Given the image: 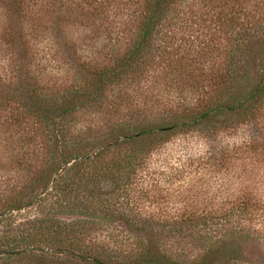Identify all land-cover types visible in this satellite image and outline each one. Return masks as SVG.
<instances>
[{
	"label": "trees",
	"instance_id": "1",
	"mask_svg": "<svg viewBox=\"0 0 264 264\" xmlns=\"http://www.w3.org/2000/svg\"><path fill=\"white\" fill-rule=\"evenodd\" d=\"M141 1L139 35L115 66L89 74L81 87L62 94L44 93L35 82L19 89V116L40 124L45 145L27 184L0 199V264H241L248 243L257 241L248 237L247 223L264 210V198L243 183L231 190L224 174L231 154L225 148L206 151L201 164L204 174L219 183L218 191L229 190L217 198V211L198 213L192 197L180 200L184 207L172 214L144 208L153 199L165 201L167 195L156 196L152 188L151 156L176 134L205 133L213 140L234 124L247 125L259 133L242 146L253 151L251 157L264 158V131L258 127L264 110V27L254 35L238 22L232 0ZM189 1L205 7L206 16L210 9L228 41L224 69L202 108L190 113L169 108L157 117L138 112L103 129L72 134L77 113L104 111L107 96L116 88L138 85L155 57L169 58L172 67L166 75L182 79L180 59H171L165 40H157L168 37L169 23L184 10L195 13V2ZM234 2L243 6L245 1ZM254 51L260 62L249 67ZM0 98L10 102L8 95ZM37 155L27 154L30 159ZM173 235L195 243L198 255L189 262L175 258L166 249Z\"/></svg>",
	"mask_w": 264,
	"mask_h": 264
},
{
	"label": "rangeland",
	"instance_id": "2",
	"mask_svg": "<svg viewBox=\"0 0 264 264\" xmlns=\"http://www.w3.org/2000/svg\"><path fill=\"white\" fill-rule=\"evenodd\" d=\"M14 1L19 0H0V97L10 98V102L0 98V199L27 184L45 145L40 124L19 116L15 100L19 98V89L35 82L44 93L61 90L62 94L68 88L81 87L89 74L115 66L139 35L138 17L142 10L141 0H22L21 4ZM233 1L238 22L252 28L254 35L259 34L264 27V0H244L243 6ZM189 2H195L196 14L184 10V15L169 23L168 37L157 40H165L164 49L173 56L171 59H180L182 79L176 81L166 75L172 67L169 58L155 57L153 67L138 85L135 82L116 88L120 95L126 94L125 98L120 99L115 91L107 96L104 111L83 109L77 113L70 128L72 134H86L88 128L94 127L103 129L138 112L157 117L169 108L186 113L202 108L214 93L213 85L224 69L228 41L218 21L210 17V9L206 16L205 7L201 9L196 1ZM256 52L248 59L249 67L260 62L255 58ZM258 127L264 131V110ZM254 129L234 124L213 140L205 133L174 135L160 152L151 156L154 194L167 196L165 201L153 199L144 210L172 214L184 207L180 200L192 197L198 213L217 211L213 205L229 190L218 191L219 183L202 169L203 154L213 148L230 150L231 159L224 174L231 190H238L243 183L248 192L264 198V158L251 157L253 151L242 146L258 135V130L250 132ZM26 153L38 157L30 159ZM247 224L248 237L257 241L248 243L246 258L238 262L263 264L264 210L251 216ZM174 237L166 249L175 258L189 262L198 255L195 243Z\"/></svg>",
	"mask_w": 264,
	"mask_h": 264
}]
</instances>
